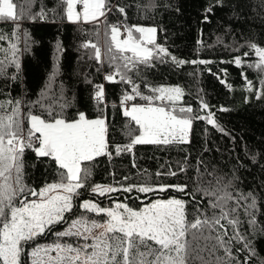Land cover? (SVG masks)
<instances>
[{
    "label": "trees",
    "instance_id": "obj_1",
    "mask_svg": "<svg viewBox=\"0 0 264 264\" xmlns=\"http://www.w3.org/2000/svg\"><path fill=\"white\" fill-rule=\"evenodd\" d=\"M9 1L12 14H0V264L1 232L21 204L64 184L77 186L68 208L16 242L13 264H40L34 248L78 242L60 234L73 220L103 221L84 201L137 211L168 199L182 203L179 235L161 246L112 230L103 264H264V0H102L100 20L87 24L66 21V0ZM115 27L140 45L136 29L153 28L149 57L115 48ZM127 104L189 121L187 140L135 143ZM30 118L102 121L104 151L69 177L39 142L11 147V136L38 139Z\"/></svg>",
    "mask_w": 264,
    "mask_h": 264
},
{
    "label": "rangeland",
    "instance_id": "obj_2",
    "mask_svg": "<svg viewBox=\"0 0 264 264\" xmlns=\"http://www.w3.org/2000/svg\"><path fill=\"white\" fill-rule=\"evenodd\" d=\"M101 8L102 0H66V21L79 24L98 21L102 14ZM0 14H12L9 0H0ZM136 31L139 34L138 40L143 42V45L133 43L126 31L119 27L111 29L110 38L115 48L129 51L140 59L148 58L150 51L145 45L154 40V29L139 27ZM236 64L239 65L237 61ZM255 96L262 98L261 94ZM123 113L139 127L135 143H180L187 140L190 122L168 115L155 105L127 104L123 106ZM28 123L32 131L38 135V152H44V148L48 146L55 162L69 177L75 176L79 162L100 155L104 151L105 128L102 121L47 123L30 118ZM14 137L16 136H11L8 142L11 143ZM76 187L73 184L50 185L42 189L34 200L21 204L13 215L14 220L1 232L3 243L1 253L6 264L14 263L15 245L20 238L41 231L60 217L68 208L70 196ZM114 190L107 186H95L92 189L99 195ZM81 208L94 214H103L104 220L71 221L60 234L74 236L78 242L73 245L55 243L34 248L29 255L32 262L103 264L107 252L106 236L112 230L124 234L125 237L137 235L148 238L161 246L173 240L182 231V203L176 199L157 200L137 211L131 210L121 202H113L110 207L99 208L91 201H84Z\"/></svg>",
    "mask_w": 264,
    "mask_h": 264
},
{
    "label": "built area",
    "instance_id": "obj_3",
    "mask_svg": "<svg viewBox=\"0 0 264 264\" xmlns=\"http://www.w3.org/2000/svg\"><path fill=\"white\" fill-rule=\"evenodd\" d=\"M38 139L36 136L27 137L25 135H18L11 140V145L14 150L18 149L21 145H29V144H36Z\"/></svg>",
    "mask_w": 264,
    "mask_h": 264
},
{
    "label": "water",
    "instance_id": "obj_4",
    "mask_svg": "<svg viewBox=\"0 0 264 264\" xmlns=\"http://www.w3.org/2000/svg\"><path fill=\"white\" fill-rule=\"evenodd\" d=\"M50 152H51V151L48 149V146H46V147L44 148V153H45V154H50Z\"/></svg>",
    "mask_w": 264,
    "mask_h": 264
}]
</instances>
